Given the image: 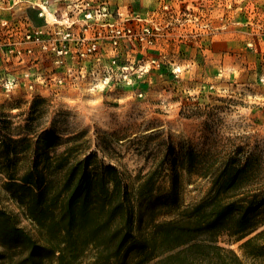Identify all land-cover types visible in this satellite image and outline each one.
Wrapping results in <instances>:
<instances>
[{"label": "rangeland", "instance_id": "1", "mask_svg": "<svg viewBox=\"0 0 264 264\" xmlns=\"http://www.w3.org/2000/svg\"><path fill=\"white\" fill-rule=\"evenodd\" d=\"M42 136L48 163L96 153L133 190L167 192L175 166L180 200L158 221L207 196L227 164L245 166L240 198L262 195L264 0H0V140L21 154ZM6 180L0 207L35 233ZM258 219L218 239L244 264H264V206Z\"/></svg>", "mask_w": 264, "mask_h": 264}, {"label": "trees", "instance_id": "2", "mask_svg": "<svg viewBox=\"0 0 264 264\" xmlns=\"http://www.w3.org/2000/svg\"><path fill=\"white\" fill-rule=\"evenodd\" d=\"M17 141L0 140V172L7 178L3 187L35 233L0 207V264H244L218 239L228 234L242 240L263 223L258 211L264 193L247 200L236 192L245 166L227 164L207 196L178 217L158 221L160 210L180 200L175 166L170 189L154 194L142 190L147 182L133 190L122 171L96 153L70 160L65 150L48 163L50 137L28 143L21 154ZM27 156L30 162L19 166ZM196 157L189 154L191 166Z\"/></svg>", "mask_w": 264, "mask_h": 264}, {"label": "built area", "instance_id": "3", "mask_svg": "<svg viewBox=\"0 0 264 264\" xmlns=\"http://www.w3.org/2000/svg\"><path fill=\"white\" fill-rule=\"evenodd\" d=\"M35 3H36L35 1H30V4L37 5ZM39 13H40L41 16L44 15V11L43 10H41ZM87 16L90 17V16H92V14L89 13ZM66 35L69 36L70 35V32L69 33H66Z\"/></svg>", "mask_w": 264, "mask_h": 264}]
</instances>
